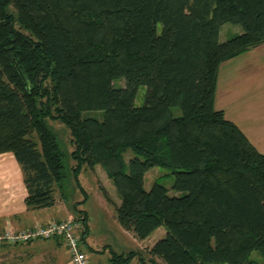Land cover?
I'll return each instance as SVG.
<instances>
[{"label":"trees","instance_id":"16d2710c","mask_svg":"<svg viewBox=\"0 0 264 264\" xmlns=\"http://www.w3.org/2000/svg\"><path fill=\"white\" fill-rule=\"evenodd\" d=\"M224 23L242 32L220 41ZM262 43L264 0H0V153L18 162L26 207L62 195L64 154L47 124L59 120L75 178L99 165L110 179L119 225L138 239L166 229L146 258L131 251L119 263L260 264L248 255L264 260V153L214 100L220 65ZM154 166L181 195L144 188ZM76 215L85 252L86 215Z\"/></svg>","mask_w":264,"mask_h":264},{"label":"crops","instance_id":"0c3cea01","mask_svg":"<svg viewBox=\"0 0 264 264\" xmlns=\"http://www.w3.org/2000/svg\"><path fill=\"white\" fill-rule=\"evenodd\" d=\"M214 105L224 111L225 117L240 128L259 152L264 153V43L220 65ZM96 167L92 169L95 172ZM26 195L22 172L13 153H0V234L8 227L19 230L49 220L71 218L68 212L71 205L60 197L59 190L56 191L54 205L40 209H28L24 201ZM56 206L64 217H55L51 209ZM87 240L88 235L84 240V250L85 244L94 249ZM0 264L70 263L63 243L49 238L22 243L2 240Z\"/></svg>","mask_w":264,"mask_h":264},{"label":"rangeland","instance_id":"374dc122","mask_svg":"<svg viewBox=\"0 0 264 264\" xmlns=\"http://www.w3.org/2000/svg\"><path fill=\"white\" fill-rule=\"evenodd\" d=\"M158 27H160V24H158ZM241 32L242 29L239 25L224 23L219 30V40L225 41ZM113 84L114 86H125V80L124 78L114 79ZM146 90L145 85L138 86L134 98L135 106H141L144 104ZM172 112L174 115H180L181 113L178 107L172 108ZM101 113L102 112L99 110H87L82 112V116L101 119ZM47 124L55 133L59 147L64 154V170L66 178L61 193L63 196L61 195L60 197L65 200L68 205H71V209L68 211L71 218L78 215H76V213H78L79 209L83 210L86 215L84 229H87V243L94 248L91 249L85 244V251L88 254L90 264H121L118 261L120 258L118 256L121 255L125 257L131 251H136L138 254L146 258V251L157 240L165 236V227L163 225L159 226L145 239H138L125 231L119 225L115 217L114 208L115 205L120 203V199L104 170L99 165L96 167V172L92 169L85 168L82 169L79 177L75 178L72 170L75 161L70 156L73 146L70 141L71 136L68 128L59 120L48 119ZM133 156L134 153L132 150H126L123 153L125 163ZM154 182L166 186L168 188V194L170 195L182 194L181 192H175L171 189L173 175L168 168L160 166L150 168L144 175V188L148 190ZM80 186H82L83 191H81ZM102 188L105 189L111 201H108L105 198ZM75 201L80 203H76ZM73 205L77 206L78 211L74 209ZM51 210H53L52 212L56 218L64 217V213L58 206ZM248 259L264 264V260L257 250L251 251L248 255ZM125 264L142 263H140L136 256Z\"/></svg>","mask_w":264,"mask_h":264},{"label":"built area","instance_id":"2783aa9c","mask_svg":"<svg viewBox=\"0 0 264 264\" xmlns=\"http://www.w3.org/2000/svg\"><path fill=\"white\" fill-rule=\"evenodd\" d=\"M80 223L72 218L55 221L49 220L45 223L35 224L19 230L6 228L0 234V242H26L29 240L61 236L67 248L70 264H89L86 253L82 250L79 241Z\"/></svg>","mask_w":264,"mask_h":264}]
</instances>
